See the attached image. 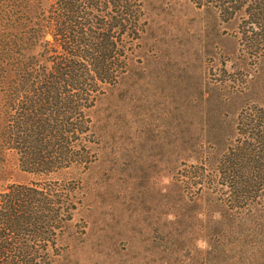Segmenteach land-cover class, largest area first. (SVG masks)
Returning a JSON list of instances; mask_svg holds the SVG:
<instances>
[{"label":"trees","instance_id":"1","mask_svg":"<svg viewBox=\"0 0 264 264\" xmlns=\"http://www.w3.org/2000/svg\"><path fill=\"white\" fill-rule=\"evenodd\" d=\"M19 1L0 40V159L14 152L30 180L0 192V264H60L66 233L86 231L77 215L99 141L92 112L130 74L146 9L143 0ZM189 1L215 21L239 19V32L213 84L225 92L211 101L227 109L215 112L222 122L180 145L178 220L164 224L161 248L168 264L254 263L264 258V0ZM180 251L195 255L178 263Z\"/></svg>","mask_w":264,"mask_h":264},{"label":"rangeland","instance_id":"2","mask_svg":"<svg viewBox=\"0 0 264 264\" xmlns=\"http://www.w3.org/2000/svg\"><path fill=\"white\" fill-rule=\"evenodd\" d=\"M143 1L147 26L131 72L92 112L99 141L96 161L81 176L77 215L86 233H66L60 264H168L161 242L164 224L178 220L173 178L180 145L205 140L201 129L222 122L215 112L227 110L211 102L225 94L223 85L214 92L213 84L223 80L220 56L236 47L240 20L215 21L189 0ZM18 4L0 0V40L8 19L13 30ZM258 69L264 80V62ZM29 180L14 152L0 159V192ZM194 255L180 251L175 261ZM241 264H264V258Z\"/></svg>","mask_w":264,"mask_h":264},{"label":"clouds","instance_id":"3","mask_svg":"<svg viewBox=\"0 0 264 264\" xmlns=\"http://www.w3.org/2000/svg\"><path fill=\"white\" fill-rule=\"evenodd\" d=\"M165 183H168V180L165 179L164 181ZM197 246L200 247V248H206L207 247V244L205 241H197Z\"/></svg>","mask_w":264,"mask_h":264}]
</instances>
